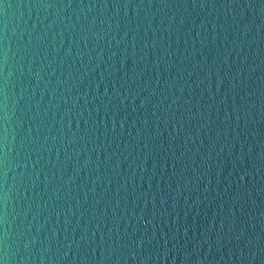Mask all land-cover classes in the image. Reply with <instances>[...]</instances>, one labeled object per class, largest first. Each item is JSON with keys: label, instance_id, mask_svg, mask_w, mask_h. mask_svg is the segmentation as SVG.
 Masks as SVG:
<instances>
[{"label": "water", "instance_id": "95a60500", "mask_svg": "<svg viewBox=\"0 0 264 264\" xmlns=\"http://www.w3.org/2000/svg\"><path fill=\"white\" fill-rule=\"evenodd\" d=\"M0 261L264 264V0H0Z\"/></svg>", "mask_w": 264, "mask_h": 264}, {"label": "clouds", "instance_id": "9594fccd", "mask_svg": "<svg viewBox=\"0 0 264 264\" xmlns=\"http://www.w3.org/2000/svg\"><path fill=\"white\" fill-rule=\"evenodd\" d=\"M0 264H5V262H3V261H0Z\"/></svg>", "mask_w": 264, "mask_h": 264}]
</instances>
